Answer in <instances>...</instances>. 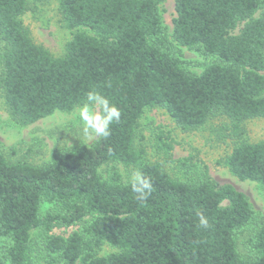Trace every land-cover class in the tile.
Returning a JSON list of instances; mask_svg holds the SVG:
<instances>
[{"label":"trees","instance_id":"obj_1","mask_svg":"<svg viewBox=\"0 0 264 264\" xmlns=\"http://www.w3.org/2000/svg\"><path fill=\"white\" fill-rule=\"evenodd\" d=\"M160 2L58 0L65 27L91 34L74 32L54 57L22 24L26 0H0V90L15 123L69 113L91 90L121 112L109 137L88 150L57 148L40 166L0 152V264H264V217L238 242L257 219L244 194L206 171L171 178L133 145L139 118L155 107L184 132L216 115L264 119V0H173L172 42L210 58L199 74L168 41ZM108 163L151 178L149 199L137 201L115 168L103 178ZM219 164L264 191V141L236 143ZM201 212L208 229L198 227ZM105 243L118 252L98 256Z\"/></svg>","mask_w":264,"mask_h":264},{"label":"rangeland","instance_id":"obj_2","mask_svg":"<svg viewBox=\"0 0 264 264\" xmlns=\"http://www.w3.org/2000/svg\"><path fill=\"white\" fill-rule=\"evenodd\" d=\"M27 10L21 17L31 41L43 47L54 57H62L65 45L74 32H86L85 29L68 30L59 10L58 0H26ZM159 14L166 30L168 41L172 42V19L174 17L173 0H161ZM241 28V25L238 27ZM238 31H234L235 34ZM176 52L192 65L188 68L199 74L210 58L172 42ZM77 108V107H76ZM75 109L69 113L55 112L53 115L33 124L20 126L15 123L4 104L0 90V152L7 162L24 161L40 166L46 163L57 148L81 146L89 149L98 136L87 133L75 115ZM255 143L264 141V119L256 118L236 124L224 116L216 115L207 120L201 128L182 131L161 108L145 109L138 120L133 145L145 151L149 162L159 163L166 173L174 179H198L205 171L218 185H230L245 195L256 214V220L239 235L238 242L248 238L254 231L257 221L264 217V191L254 182L240 181L232 176L227 168L219 164L228 156L238 142ZM169 145L165 151L161 145ZM187 159L186 168L178 163ZM115 168L126 182L132 168L121 164L108 163L100 169L103 178ZM50 206H43V211ZM77 227L56 229L55 233L69 234ZM117 249L105 243L98 256L116 253ZM38 264H42L41 262Z\"/></svg>","mask_w":264,"mask_h":264},{"label":"clouds","instance_id":"obj_3","mask_svg":"<svg viewBox=\"0 0 264 264\" xmlns=\"http://www.w3.org/2000/svg\"><path fill=\"white\" fill-rule=\"evenodd\" d=\"M75 115L87 133L107 138L111 135V125L119 122L121 112L105 96L91 90L77 106ZM125 179L137 201L143 203L149 199L154 190L151 178L145 176L142 171L133 169ZM198 227H210L208 218L202 212L198 213Z\"/></svg>","mask_w":264,"mask_h":264}]
</instances>
